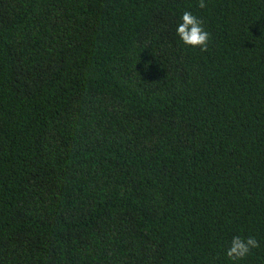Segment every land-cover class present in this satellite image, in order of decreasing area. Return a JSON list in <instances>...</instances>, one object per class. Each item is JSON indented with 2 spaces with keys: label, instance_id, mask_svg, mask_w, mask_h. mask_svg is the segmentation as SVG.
<instances>
[{
  "label": "trees",
  "instance_id": "1",
  "mask_svg": "<svg viewBox=\"0 0 264 264\" xmlns=\"http://www.w3.org/2000/svg\"><path fill=\"white\" fill-rule=\"evenodd\" d=\"M205 3L0 0V264H264V0Z\"/></svg>",
  "mask_w": 264,
  "mask_h": 264
},
{
  "label": "clouds",
  "instance_id": "2",
  "mask_svg": "<svg viewBox=\"0 0 264 264\" xmlns=\"http://www.w3.org/2000/svg\"><path fill=\"white\" fill-rule=\"evenodd\" d=\"M198 7H207L205 0H199ZM176 34L180 41L187 46L198 47L201 51H206L208 48L210 33L205 30L203 21L189 10H185L182 13L176 28ZM259 246L260 243L254 236L242 237L236 235L233 236L225 250V255L230 261H241Z\"/></svg>",
  "mask_w": 264,
  "mask_h": 264
}]
</instances>
